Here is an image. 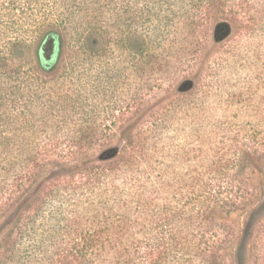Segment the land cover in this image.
I'll return each instance as SVG.
<instances>
[{
	"label": "trees",
	"instance_id": "obj_1",
	"mask_svg": "<svg viewBox=\"0 0 264 264\" xmlns=\"http://www.w3.org/2000/svg\"><path fill=\"white\" fill-rule=\"evenodd\" d=\"M20 1L14 0L13 28L23 14L32 22L37 17L42 21L29 35H0V219L14 212L11 228L2 238V243L10 238L13 242L5 254L9 258L16 254L23 231L47 206L55 189L70 192L73 202L62 221L67 241L50 264H226L223 254L236 230L225 218L257 198L256 187L246 175L252 161L264 160V108L262 116L255 114L238 123L222 121L227 130L219 145L193 154L197 160L180 175L157 161L153 149L145 148V141L154 137L152 128L160 125L152 121L137 146L130 144L120 156L104 153L74 172L41 183L48 172L85 158L88 149L59 144L63 137L69 142L75 137L56 127L58 122L73 121L70 114L76 103L67 94L63 98L55 94L62 75L55 69L56 55L47 57L45 42L53 39L60 53L63 12L57 9L89 0ZM254 1L198 0L195 4H216L237 25L231 37L241 38L260 36L263 31L264 0ZM55 15L57 19L51 18ZM260 73L264 75V68ZM262 84L264 80L257 86ZM253 91H248V99L240 90L231 103L243 106L252 101ZM254 108L259 114V106ZM105 137L100 133L94 141ZM77 138L75 143L88 139Z\"/></svg>",
	"mask_w": 264,
	"mask_h": 264
},
{
	"label": "rangeland",
	"instance_id": "obj_2",
	"mask_svg": "<svg viewBox=\"0 0 264 264\" xmlns=\"http://www.w3.org/2000/svg\"><path fill=\"white\" fill-rule=\"evenodd\" d=\"M197 2L89 0L63 10L60 5L57 12H63L64 43L56 53V44L48 39L46 54L56 55L55 69L62 75L55 94L69 95L76 105L70 114L73 121L58 122L56 128L75 135L72 142L63 137L59 144L88 148L87 159L48 172L41 183L74 172L104 153L120 156L130 144L137 146L152 121L160 125L152 128L154 137L145 141V148L153 149L157 161L180 175L197 160L193 154L219 145L227 130L222 121L238 123L263 115L264 85L257 86L264 80L260 73L264 68L263 15L260 36L232 38L236 23L222 15L216 4L206 7ZM15 4L0 0V35L26 36L42 21L37 17L32 22L23 14L14 29ZM51 18L57 19L56 15ZM240 90L248 99V91H255L252 101L236 107L231 100ZM251 105L259 106V114ZM100 133L107 137L95 142ZM82 135L88 139L75 143ZM246 176L256 187L257 198L225 218L236 230L223 254L226 264H264V160L252 161ZM40 187L39 183L36 189ZM54 192L26 226L12 258L5 254L12 239L2 243V238L11 228L14 212L1 216L0 264H50L65 246L62 221L70 214L73 196Z\"/></svg>",
	"mask_w": 264,
	"mask_h": 264
}]
</instances>
